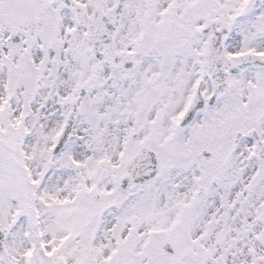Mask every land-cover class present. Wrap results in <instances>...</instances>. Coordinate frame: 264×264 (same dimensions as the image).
Returning a JSON list of instances; mask_svg holds the SVG:
<instances>
[{"label": "snow or ice", "instance_id": "1", "mask_svg": "<svg viewBox=\"0 0 264 264\" xmlns=\"http://www.w3.org/2000/svg\"><path fill=\"white\" fill-rule=\"evenodd\" d=\"M0 264H264V0H0Z\"/></svg>", "mask_w": 264, "mask_h": 264}]
</instances>
